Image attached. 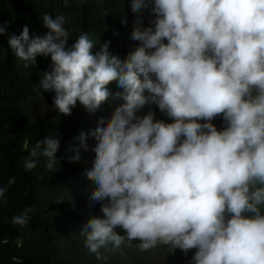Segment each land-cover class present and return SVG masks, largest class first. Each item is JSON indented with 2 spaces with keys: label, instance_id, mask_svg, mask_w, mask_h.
I'll return each instance as SVG.
<instances>
[{
  "label": "clouds",
  "instance_id": "1",
  "mask_svg": "<svg viewBox=\"0 0 264 264\" xmlns=\"http://www.w3.org/2000/svg\"><path fill=\"white\" fill-rule=\"evenodd\" d=\"M150 2L155 19L143 27L138 18L131 39L140 44L123 59L109 53L110 42L93 54L83 32L69 46L63 15H43L44 36L30 38L25 25L8 39L28 65L50 56L39 87L55 92L60 114L71 115L77 101L89 114L121 101L78 137L85 151L88 135L96 141L84 175L95 185L89 206L99 203L103 213L82 225L85 247L100 259L109 244L139 241L141 251L195 249L190 264H264V0ZM131 7L139 12L146 0ZM113 81L122 92L110 90ZM146 105L172 122L151 107L138 115ZM218 116L222 130L212 123ZM57 137L37 140L24 167L43 156L53 169ZM72 150L70 162H78L80 150ZM33 211L12 224L26 226Z\"/></svg>",
  "mask_w": 264,
  "mask_h": 264
},
{
  "label": "trees",
  "instance_id": "2",
  "mask_svg": "<svg viewBox=\"0 0 264 264\" xmlns=\"http://www.w3.org/2000/svg\"><path fill=\"white\" fill-rule=\"evenodd\" d=\"M146 4L134 12L131 0H0V24L6 25L0 35V187L6 189L0 198V264H190L195 249L187 255L164 245L141 251L139 241H133L116 250L109 244L99 250L101 258L97 259L85 247L82 225L92 215L103 217V213L99 203L89 206L95 185L84 175L94 159L96 141L88 135L85 151L78 137L94 130L100 116L110 118L121 101L110 98L95 114L77 101L71 115L60 114L54 106L55 92L39 87L43 73L50 70V56L38 55L36 63L28 65L8 44L9 37L19 35L25 25L30 38L44 36L49 30L42 17L48 13L53 18L65 16L64 26L71 32L69 46L83 32L95 43L93 54L110 42L109 53L123 59L140 44L131 39L138 18L143 27L155 19L152 3L146 0ZM108 87L113 93L123 91L115 81ZM145 95H150L147 90ZM149 107L156 119L172 122L156 105H146L137 114ZM212 123L218 130L226 126L220 116ZM46 136L60 140L53 169L45 167L43 156L34 158V169H26L31 148ZM74 148L80 150L78 162L69 159L75 155ZM11 179L15 182L9 184ZM30 206L34 211L28 213L27 225H13L11 218Z\"/></svg>",
  "mask_w": 264,
  "mask_h": 264
},
{
  "label": "rangeland",
  "instance_id": "3",
  "mask_svg": "<svg viewBox=\"0 0 264 264\" xmlns=\"http://www.w3.org/2000/svg\"><path fill=\"white\" fill-rule=\"evenodd\" d=\"M107 119V117H105ZM98 119V118H97Z\"/></svg>",
  "mask_w": 264,
  "mask_h": 264
}]
</instances>
